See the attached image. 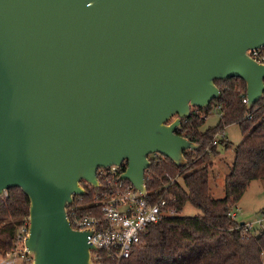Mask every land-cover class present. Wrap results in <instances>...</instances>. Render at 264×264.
Here are the masks:
<instances>
[{
    "label": "water",
    "instance_id": "95a60500",
    "mask_svg": "<svg viewBox=\"0 0 264 264\" xmlns=\"http://www.w3.org/2000/svg\"><path fill=\"white\" fill-rule=\"evenodd\" d=\"M264 0H0V196L29 199L31 264H99L67 206L125 169L146 195L149 155L178 166L199 145L175 132L241 77L264 96Z\"/></svg>",
    "mask_w": 264,
    "mask_h": 264
},
{
    "label": "trees",
    "instance_id": "16d2710c",
    "mask_svg": "<svg viewBox=\"0 0 264 264\" xmlns=\"http://www.w3.org/2000/svg\"><path fill=\"white\" fill-rule=\"evenodd\" d=\"M215 84L220 96L207 107L191 108L190 115L175 130L199 145L198 149L184 150L187 164L178 166L160 153L149 155L151 164L145 170L147 199L153 202L162 195L178 213L149 224L140 247L120 264H264V229L248 227L230 214L251 180L264 179V96L247 108L242 101L246 83L241 77L216 79ZM213 107L219 108L218 122L200 129ZM234 122L239 124L243 138L235 146L232 166L224 177V196L214 197L209 181L211 156L219 152V142L226 148L231 145L224 138V127ZM124 169L123 164L119 172ZM82 185L87 191L75 194L73 203L67 206L71 220V212L77 216L100 213L95 199L101 198L104 188L89 187L84 181ZM170 195L176 197L175 201ZM186 203L198 213L182 215ZM28 213L29 199L19 187H11L0 196V253L14 246L17 230Z\"/></svg>",
    "mask_w": 264,
    "mask_h": 264
},
{
    "label": "built area",
    "instance_id": "2783aa9c",
    "mask_svg": "<svg viewBox=\"0 0 264 264\" xmlns=\"http://www.w3.org/2000/svg\"><path fill=\"white\" fill-rule=\"evenodd\" d=\"M247 53L258 62L264 63V46L247 49ZM242 101L247 102L246 95L243 96ZM250 116L249 114L248 117ZM215 142L214 140L213 143ZM123 164L126 166V161L120 166L112 164L97 169L100 189L104 188L101 198L95 199L99 204L100 213L77 216L71 212L72 220L69 218L73 228L92 230L86 236L87 242L98 247L91 249L90 255L92 261L99 264H120L122 259L127 258L135 248L140 247L141 236L149 224L157 222L164 216L178 213L175 206H168L167 200L162 195L156 201L150 202L147 199L148 192L143 196L130 181L126 184L123 182L126 179H118L121 173L119 168ZM4 194L6 195V192ZM170 199L175 201L176 197L170 195ZM236 213V210H230L232 217H236ZM263 219L264 214L258 216L254 223L261 224ZM251 225L252 223L247 224L248 227ZM28 228L27 216L22 219L17 230L14 246L0 253V264H31L32 254L24 245ZM100 248L103 249L102 252H99Z\"/></svg>",
    "mask_w": 264,
    "mask_h": 264
},
{
    "label": "rangeland",
    "instance_id": "374dc122",
    "mask_svg": "<svg viewBox=\"0 0 264 264\" xmlns=\"http://www.w3.org/2000/svg\"><path fill=\"white\" fill-rule=\"evenodd\" d=\"M219 108L213 107L209 113L205 116V121L200 126V129H205L209 126L215 125L219 120ZM224 135L231 145L226 148L221 142L218 143L219 152L211 156L210 165V188L214 197L224 196V177L226 173L230 171L232 166L235 146L243 138L241 128L238 123H230L224 127ZM220 138L222 136H219ZM218 138V137H216ZM151 155V154H150ZM236 210V219L246 223H252V228L264 229V219L261 224L254 223L258 216L264 214V179H253L248 185L247 189L241 196L236 207H233L231 211ZM198 211L191 204L186 203L181 212L182 215H195Z\"/></svg>",
    "mask_w": 264,
    "mask_h": 264
},
{
    "label": "crops",
    "instance_id": "0c3cea01",
    "mask_svg": "<svg viewBox=\"0 0 264 264\" xmlns=\"http://www.w3.org/2000/svg\"><path fill=\"white\" fill-rule=\"evenodd\" d=\"M237 215V214H236ZM236 218V217H235Z\"/></svg>",
    "mask_w": 264,
    "mask_h": 264
}]
</instances>
